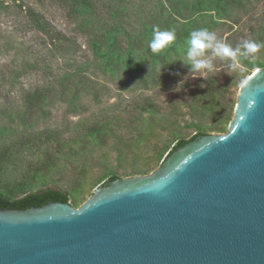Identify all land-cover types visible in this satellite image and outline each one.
<instances>
[{"label":"rangeland","instance_id":"obj_1","mask_svg":"<svg viewBox=\"0 0 264 264\" xmlns=\"http://www.w3.org/2000/svg\"><path fill=\"white\" fill-rule=\"evenodd\" d=\"M76 1L0 0V157L7 165L0 186L31 175L49 155L58 168L38 179L31 191L58 188L79 208L113 175L156 171L180 139L228 131L242 84L257 69L251 61L264 68V47L238 57L235 69L216 58L212 72L189 73L181 62L186 45L177 49L176 44L201 27L232 47L245 39L264 44V0H231L222 18L216 6L227 0L208 9L211 0H92L98 6L94 14L92 9L77 11ZM28 7L68 36L78 52L51 44L30 21ZM111 12L134 35L122 43L116 69L96 55L88 42L94 30L84 22L89 19L94 29L100 22H115ZM157 28L180 30L169 47L153 53L148 42ZM142 39L146 50L140 43L134 54L120 60L134 40ZM129 59L136 60L139 76L145 78L131 75ZM146 98L154 110L142 106ZM221 120L225 129L213 130Z\"/></svg>","mask_w":264,"mask_h":264},{"label":"water","instance_id":"obj_2","mask_svg":"<svg viewBox=\"0 0 264 264\" xmlns=\"http://www.w3.org/2000/svg\"><path fill=\"white\" fill-rule=\"evenodd\" d=\"M245 81L228 131L197 133L156 171L79 208H0V264H264V68Z\"/></svg>","mask_w":264,"mask_h":264},{"label":"trees","instance_id":"obj_3","mask_svg":"<svg viewBox=\"0 0 264 264\" xmlns=\"http://www.w3.org/2000/svg\"><path fill=\"white\" fill-rule=\"evenodd\" d=\"M224 0H211L209 3L205 6V8H214L216 5L213 3L218 2L221 3ZM240 1H247V0H240ZM227 5L224 6H216L217 15L218 17L222 18L224 15H226L229 11V8L231 7V0H227ZM77 11H79L81 8H84L86 10L92 9V14H94L95 8H98L97 5L93 4L92 0H77ZM109 7V6H107ZM106 8V7H105ZM26 14L29 17L30 21L35 26L36 30L45 34L51 44L56 46L61 51H69L72 53L78 52V45H74L72 40L63 34L60 31L54 30L53 27H51L50 23L44 20L43 15L33 8H26ZM111 16L114 18L115 22L106 21L105 23L100 22V25L97 26L94 29L93 24L89 21V19H86L84 22H87V25H90L93 32H88L92 36H88V42L92 46V48L95 50L97 56H104L105 63L107 64L108 68H113V65L116 64L119 61H115V59L118 57V53H120L122 43L125 39H134V35L131 34L130 30H128L124 24L119 23L117 21L118 15L115 12H111ZM96 21V20H95ZM190 22V21H189ZM185 27H190L191 23L184 22L183 24ZM128 30V31H127ZM176 32L180 30V28L175 29ZM124 31L126 33L124 34ZM190 31L186 34L185 38L183 40H178L176 44V48L179 49V45L185 43L186 38L188 37V34ZM179 36V34H178ZM145 39V36H143ZM142 39L141 41L134 40L131 44L130 48H127L128 51L125 53L124 58L120 57V60H126L128 54H134V51L136 47H139V44H142L141 50H146L145 46V40ZM168 56V55H166ZM165 61V59H163ZM158 59L155 60L157 62ZM130 62V73L133 77L137 76L140 77V79L145 78L143 76H139V70L138 66L136 65V60L129 59ZM120 64V63H119ZM251 64L256 66L257 68L261 66V64L257 61H251ZM144 108L152 111L155 109L154 103L149 99L146 98L144 100V103L142 105ZM211 108H206L205 110L208 111ZM204 110V108H203ZM227 119V118H226ZM225 119V120H226ZM231 122V119H229L228 123ZM222 123V120L214 122V124L211 126L213 130H224L225 128L222 127L220 124ZM91 132V131H90ZM201 134H207V133H199L197 135ZM193 136L191 139H180L175 147L171 149L169 154H171L176 148L179 146H182L184 144H187L188 142L192 141L196 138V136ZM3 158L0 157V174L2 171L6 168V164L2 163ZM57 163L55 159L52 161L46 156L45 160L39 162L36 168L27 174L26 178L23 180H20L16 184L10 185L9 183H4L0 186V208L2 209H8V208H14V209H27L32 206H43L47 203L54 202V201H61V202H69V196L68 193L65 191H62L58 188H47V189H41L38 191H31L34 184L37 183L38 179H45L49 175H51L54 170H57ZM118 175L111 176L109 182L112 180L118 178Z\"/></svg>","mask_w":264,"mask_h":264},{"label":"clouds","instance_id":"obj_4","mask_svg":"<svg viewBox=\"0 0 264 264\" xmlns=\"http://www.w3.org/2000/svg\"><path fill=\"white\" fill-rule=\"evenodd\" d=\"M175 30H159L154 29L148 47L153 53H159L169 47L175 40ZM186 49L183 65L189 67V73H197L202 70L212 72L214 70L213 61L216 58L228 60L231 63L229 67L235 69L237 67L238 57H248L259 52L264 44L257 43L250 39H245L236 47H232L222 39L218 38L215 31L207 27L193 29L188 34L185 41ZM210 50V55L206 53ZM163 66L158 67L161 73ZM185 80L187 77L184 78ZM247 83V81H245Z\"/></svg>","mask_w":264,"mask_h":264}]
</instances>
